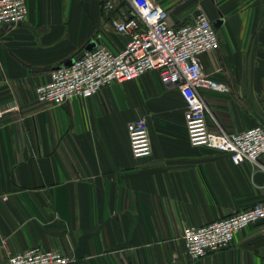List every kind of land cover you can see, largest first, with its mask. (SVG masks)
<instances>
[{"label": "crops", "instance_id": "1", "mask_svg": "<svg viewBox=\"0 0 264 264\" xmlns=\"http://www.w3.org/2000/svg\"><path fill=\"white\" fill-rule=\"evenodd\" d=\"M157 2L173 26L192 22L198 7L223 20L220 49L200 63L230 90L204 97L227 130L264 125V0ZM103 4L28 0L24 23L0 26V80L8 81L0 87V264L33 247L58 250L69 264H264V222L226 249L189 257L186 228L261 201L264 168L191 144L184 97L157 72L58 107L37 102L36 88L86 46H126ZM143 116L153 150L136 156L129 124Z\"/></svg>", "mask_w": 264, "mask_h": 264}, {"label": "built area", "instance_id": "2", "mask_svg": "<svg viewBox=\"0 0 264 264\" xmlns=\"http://www.w3.org/2000/svg\"><path fill=\"white\" fill-rule=\"evenodd\" d=\"M119 3L123 4L119 7ZM112 13L107 25L128 37L126 46L115 52L104 44L85 51L69 66L55 68L48 82L36 88L37 102L58 107L74 98L88 99L103 88L131 82L147 72H157L162 84L180 90L186 102L187 136L191 144L230 154L234 164L251 162L261 166L264 157V125L241 131L225 129L213 116L204 92L228 93L229 87L206 74L200 57L217 51L221 42L214 22L200 7L192 22L173 26L169 12L157 0H104ZM119 11L126 16L119 17ZM29 15L28 0H0V26L13 29ZM0 80V87L7 83ZM212 120V124L210 123ZM136 156L149 155L153 146L148 118L129 124ZM263 199L231 216L184 232L186 251L192 261L232 245L247 227L264 222ZM72 258L58 250L33 247L10 255L5 264H69Z\"/></svg>", "mask_w": 264, "mask_h": 264}, {"label": "water", "instance_id": "3", "mask_svg": "<svg viewBox=\"0 0 264 264\" xmlns=\"http://www.w3.org/2000/svg\"><path fill=\"white\" fill-rule=\"evenodd\" d=\"M222 23H223V20H222V19H219V20H217L216 22H214V26H215V28H216V29H219L220 26L222 25ZM94 46H95V43H92V44L86 46V47H85V48H84V49H83V50H82V51H81V52L75 57V59L81 58V57L84 55L85 51L93 49ZM72 63H73V60H69L68 62L65 63V65H66V66H69V65H71Z\"/></svg>", "mask_w": 264, "mask_h": 264}, {"label": "rangeland", "instance_id": "4", "mask_svg": "<svg viewBox=\"0 0 264 264\" xmlns=\"http://www.w3.org/2000/svg\"><path fill=\"white\" fill-rule=\"evenodd\" d=\"M219 32V31H218ZM221 40V39H220ZM226 95H229V94H226ZM237 99H239V98H237ZM245 99V98H244ZM252 101H253V103H254V98H251L250 99V104H252Z\"/></svg>", "mask_w": 264, "mask_h": 264}]
</instances>
